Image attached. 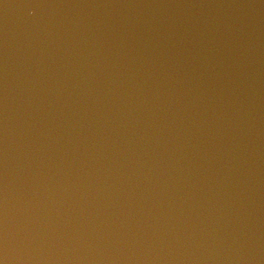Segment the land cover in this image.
I'll use <instances>...</instances> for the list:
<instances>
[{
	"label": "water",
	"instance_id": "1",
	"mask_svg": "<svg viewBox=\"0 0 264 264\" xmlns=\"http://www.w3.org/2000/svg\"><path fill=\"white\" fill-rule=\"evenodd\" d=\"M0 264H264V0H0Z\"/></svg>",
	"mask_w": 264,
	"mask_h": 264
}]
</instances>
